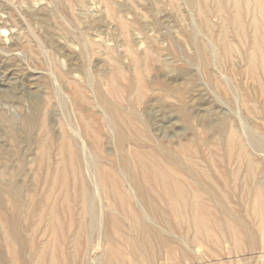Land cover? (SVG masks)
Masks as SVG:
<instances>
[{"label": "rangeland", "instance_id": "374dc122", "mask_svg": "<svg viewBox=\"0 0 264 264\" xmlns=\"http://www.w3.org/2000/svg\"><path fill=\"white\" fill-rule=\"evenodd\" d=\"M109 2L114 14L103 0H0V170L15 171L11 185L4 180L5 187L0 186L6 217L20 216L19 228L26 232L25 213L13 211L8 195L17 187L18 197L27 204L35 188L34 140L40 136L27 129L25 120L34 114V104L51 93L48 80L59 88L56 68L69 71L73 62L79 70L74 77L89 97L82 110L92 122L98 115L107 135L108 165L117 167L120 152L130 156L136 145L119 143L115 127L107 124L100 94L122 107L124 117L138 113L166 157L182 154L179 157L186 159L187 147L202 141L204 160L199 162L210 166L213 184L225 195L226 205L219 204L201 179L199 190L208 195L199 192L218 206L219 214L236 212L234 217L245 221L246 225L241 221L244 228L255 232L252 244L245 239L238 247L233 241L224 242L212 246V254L209 248L191 245L189 238L185 242L184 233H178L173 240L180 239L175 241L183 244L179 247L188 261L179 252L177 257L183 260L176 257L174 263L160 264H264V224L255 213L256 192L264 190V0L261 4L254 0ZM112 80L119 87L116 94L111 91ZM169 86L183 102L167 94ZM60 87V96L67 97L69 92ZM49 97V126L57 128L67 115L63 102ZM66 109L73 118L72 104L67 103ZM112 128L114 135L109 132ZM136 188L132 185L131 193L136 194ZM138 193L132 195V202L149 219L150 211Z\"/></svg>", "mask_w": 264, "mask_h": 264}, {"label": "bare ground", "instance_id": "6f19581e", "mask_svg": "<svg viewBox=\"0 0 264 264\" xmlns=\"http://www.w3.org/2000/svg\"><path fill=\"white\" fill-rule=\"evenodd\" d=\"M103 1L114 14V5L109 0ZM254 1L258 4L262 2ZM78 72L73 62L69 71L56 68L61 81L59 88H63L60 87L63 85L69 94L61 97L58 86L53 80H48L51 93L35 103L34 114L25 118L27 129H35L40 136L34 140L38 155L33 171L35 188L27 204L18 197L17 187L9 190L8 194L13 211L25 213L23 221L27 224V229L24 227L26 232L22 231L21 225L19 228L20 216L6 217L3 211L6 209L0 205V217L5 223L3 232L0 231L2 264H160L162 260L174 263L179 252L188 261L183 247H179L183 244L175 241L179 238L173 240L178 233H184L185 242L191 239L190 244L198 249H210L229 241L238 247L242 239L252 244L255 232L244 228L245 221L241 219L242 224L240 218H235L236 212H232L235 217L229 212L228 216H222L218 206L200 193L204 189L199 190L201 185L198 186V179L210 185L219 204L224 206L222 204L226 197L213 184L215 176L210 166L199 162L204 160L200 148L202 141L198 140L197 143L196 139V143L187 150L182 148L186 150V159L179 157L182 155L179 153L178 158L174 156L176 153H171L173 158L166 157L162 152L165 150L160 148L161 144L158 146L145 124L143 126L138 113L128 112V117H124L122 107L114 104L109 96L105 95L108 99L100 94L99 99L108 116L107 124L115 127L119 143L122 147L131 141L136 145L130 156L125 151L120 152L117 167L108 165L104 144L107 135L102 132L98 115L92 122L82 110L89 103V97L86 89L74 77ZM111 91L113 94L119 92L115 80L111 81ZM165 91L183 102L182 97L175 94L173 86L165 88ZM49 96L63 102L67 115L57 128L49 126L46 113L51 101ZM67 103L75 109L73 118L67 114ZM137 123L144 128L140 129ZM113 128L109 132L114 135ZM165 149L167 151L168 148ZM233 150L234 146L232 153ZM13 178L15 171L0 170V186H4L1 185L4 180L10 184ZM132 185L140 192L138 194L143 200L139 201H144L150 211L147 214H150L149 219L133 204L132 195H137V192L134 190L136 194L131 193ZM256 194L258 205L255 213L264 224V190L260 189ZM2 197L3 191H0V199ZM210 197V200L215 199V196ZM1 201L5 205V201ZM105 201L110 205H105ZM8 204L10 206V202ZM211 252L214 253L212 249Z\"/></svg>", "mask_w": 264, "mask_h": 264}]
</instances>
